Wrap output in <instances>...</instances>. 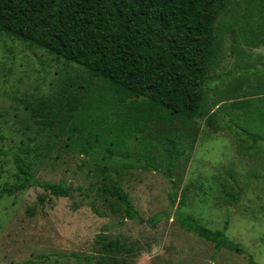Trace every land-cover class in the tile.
<instances>
[{"label": "rangeland", "instance_id": "1", "mask_svg": "<svg viewBox=\"0 0 264 264\" xmlns=\"http://www.w3.org/2000/svg\"><path fill=\"white\" fill-rule=\"evenodd\" d=\"M259 10H264V0H228L216 22L220 53L207 90L216 104L208 102L202 117L175 124L184 135L179 140L184 155L172 177L175 186L161 168L123 169V187L141 220L121 222L100 202L95 201L96 211L90 205L91 156L66 147V134L57 125L39 134L25 108L53 94L65 81L83 82V70L0 33V149L7 152L0 155V186L14 181L12 153L22 155L31 149L29 159L41 181L62 180L73 188L71 197L31 186L0 198V264H96L95 258L87 262L83 256L93 254L98 233L136 248L126 264H249V255L256 264H264V144L243 158L237 151L243 140L233 126L226 129V118L215 124L207 121L224 101L247 98L254 90L264 94V13ZM245 68L247 76H242ZM160 131L154 126L151 142L162 148ZM230 173L244 187L235 204L219 192L218 183L225 177L230 180ZM177 208L211 229H220L227 221L226 236L239 243L242 252L215 250L213 243L182 226ZM156 214L162 217L150 221Z\"/></svg>", "mask_w": 264, "mask_h": 264}, {"label": "trees", "instance_id": "2", "mask_svg": "<svg viewBox=\"0 0 264 264\" xmlns=\"http://www.w3.org/2000/svg\"><path fill=\"white\" fill-rule=\"evenodd\" d=\"M227 4L228 0H0V33L42 48L85 74L83 82L65 81L53 94L25 108L39 134L57 125L66 134V147L91 156L94 198L90 205L95 211L96 201L119 222L141 220L122 184L123 169L128 167L161 168L175 186L172 177L184 155V147H179L184 135L174 127L205 115L208 102L216 104L207 90L220 53L216 22ZM248 68L242 76H247ZM223 117L226 129L233 126L243 140L237 144L243 158L264 144V94L254 90L247 98L224 101L207 121L215 124ZM154 126L161 128L162 148L151 142ZM30 150L12 153L14 181L0 186V198L31 186L71 197L73 188L64 181L39 179ZM4 153L0 149V155ZM239 181L230 173V180L225 177L218 183L221 196L231 204L243 194ZM169 199L173 205L174 190ZM176 214L186 230L213 243L215 250L242 252V246L226 236L227 221L222 228L211 229L179 208ZM161 217L156 214L150 221ZM135 251L125 240L98 233L93 254L83 258L87 262L95 258L96 264H126ZM248 261L256 264L251 255Z\"/></svg>", "mask_w": 264, "mask_h": 264}]
</instances>
